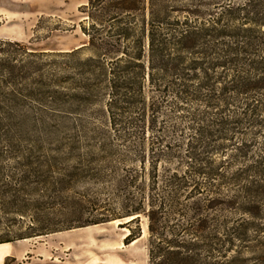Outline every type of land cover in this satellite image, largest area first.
<instances>
[{
  "label": "trees",
  "instance_id": "16d2710c",
  "mask_svg": "<svg viewBox=\"0 0 264 264\" xmlns=\"http://www.w3.org/2000/svg\"><path fill=\"white\" fill-rule=\"evenodd\" d=\"M225 1L86 0L79 7L86 42L68 54L78 57L82 50L88 52L83 60L73 61V67H83L88 76L77 81L73 97L104 99L107 119L103 129L82 140L97 152L106 146L122 151V162L127 164L143 166L148 156L153 171L150 195L145 204L142 198L132 197L128 209L118 213L109 201L98 203L86 200L87 195L70 194L83 174L82 185H91L86 191L109 184L111 180L101 175L103 166L73 165L68 174L60 175L52 170L53 160L59 157L56 153L41 159L33 150L1 146L0 225L12 227L22 218L30 224L16 231L0 230V243L129 217L124 224L129 230L124 242L129 244L141 235L138 218L143 215L147 264L240 262L236 256L222 259L227 250L223 244L230 241L226 222L217 214L224 203L225 177L221 165L208 156L221 147L214 145V139L204 141L213 135L237 141L233 142L236 153L229 155L232 159L242 149L235 130L259 116L232 111L229 115L225 106L230 105L229 99H254L246 96L264 91V57L252 56L250 50L253 39L264 37V11L258 1L240 5ZM178 112L183 114L177 116ZM182 131L186 135L178 136ZM158 163L164 164L161 174ZM131 172L130 179L123 181L127 190L140 181L136 168ZM99 175L101 179L94 182L91 176ZM65 176L73 180L67 188L71 212L66 220L59 225L50 213L29 214L28 207L40 201L36 197L49 195L40 182L52 178L50 182L61 184ZM203 188L206 192H199ZM197 194L202 197L195 200ZM243 234L244 229H237L231 238Z\"/></svg>",
  "mask_w": 264,
  "mask_h": 264
},
{
  "label": "rangeland",
  "instance_id": "374dc122",
  "mask_svg": "<svg viewBox=\"0 0 264 264\" xmlns=\"http://www.w3.org/2000/svg\"><path fill=\"white\" fill-rule=\"evenodd\" d=\"M85 1L0 0V147L33 150L41 159L56 153L61 160L59 157L53 160L52 170L60 175L64 172L68 174L73 165L103 166L101 175L111 180L109 184H98L86 191L85 188H91V185H82L83 174V177L77 178L70 194L74 198L87 195L86 200L96 199L98 203L109 201L116 212L124 213L132 204V197L142 198L143 203H147L153 171L148 156L143 166L132 162L127 164L122 162V151L106 146L97 152L96 147L82 140L107 124L102 107L104 99L73 97L77 81L88 76L83 74V67H73V61L83 60L88 52L82 50L78 57L68 54L86 42L81 32L83 14L79 10ZM248 1H258L261 11H264V0H226L225 3L240 5L248 4ZM253 40L255 46L250 48L254 52L252 56L263 58L264 37L258 36ZM252 73H257L256 76L261 74ZM246 97L254 99H229L230 105L225 106L229 115L231 111L239 112V115L243 112L259 115L255 116L256 122L241 125L235 130L242 148L239 155L229 159L230 154L236 153L233 142H238L235 140H220L213 135L205 137L204 142L214 139V145L221 147L208 156L221 165L219 171L225 177L221 187L224 203L217 214L226 222L230 241L223 244L227 250L226 257L222 256V259L236 256L240 261L237 264H264V91H256ZM256 103L258 108L253 110ZM181 114L176 113L177 116ZM186 133L182 131L177 135ZM100 158H105V162L96 160ZM163 166L158 163V174L162 173ZM135 168L140 174V181L135 189L127 190L123 181L130 179ZM30 177L31 180L36 179L32 174ZM91 177L94 182L101 179L100 175ZM62 178L61 184L50 182L52 178L46 183L40 182L49 195L35 196L40 201L28 207L29 214L34 211L50 213L53 222L59 225L66 220L71 212L67 188L73 180L65 176L63 181ZM199 192L205 193L206 190L203 188ZM201 197L197 194L195 200ZM39 204L41 206H37ZM138 219L141 235L129 244L124 242L129 232L124 224L129 217H124L28 238L22 243L30 248L29 255L18 263L85 264L94 255L114 254L124 261L147 264V219L143 215ZM29 224L30 221L22 218L19 224L16 222L12 227L0 225V230L10 228L16 231ZM237 229L240 232L244 229V234L231 238Z\"/></svg>",
  "mask_w": 264,
  "mask_h": 264
},
{
  "label": "crops",
  "instance_id": "0c3cea01",
  "mask_svg": "<svg viewBox=\"0 0 264 264\" xmlns=\"http://www.w3.org/2000/svg\"><path fill=\"white\" fill-rule=\"evenodd\" d=\"M24 240H18L12 243H0V264H19L25 256L29 255L30 248L22 243ZM43 264H46L44 262Z\"/></svg>",
  "mask_w": 264,
  "mask_h": 264
},
{
  "label": "bare ground",
  "instance_id": "6f19581e",
  "mask_svg": "<svg viewBox=\"0 0 264 264\" xmlns=\"http://www.w3.org/2000/svg\"><path fill=\"white\" fill-rule=\"evenodd\" d=\"M85 264H135L131 261H124L117 255L106 254V255H94Z\"/></svg>",
  "mask_w": 264,
  "mask_h": 264
}]
</instances>
